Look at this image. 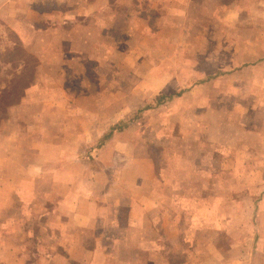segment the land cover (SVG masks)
I'll use <instances>...</instances> for the list:
<instances>
[{
	"label": "crops",
	"instance_id": "crops-1",
	"mask_svg": "<svg viewBox=\"0 0 264 264\" xmlns=\"http://www.w3.org/2000/svg\"><path fill=\"white\" fill-rule=\"evenodd\" d=\"M129 1L0 0V54L13 52L12 45L18 41L39 58L31 86L27 81L18 83L20 108L32 102L39 105L36 118L43 120L44 95L35 93L33 97L32 90L47 86L52 91L48 112L54 119L51 128L40 124L28 129L21 121L24 113L11 112L0 126V264H140L139 256H128L125 251L155 248L154 237L150 240L141 233L155 231L157 212L165 216L162 227L167 228L166 211L159 210L164 196L154 190L155 164L139 154L127 137L130 127L121 126L131 119V112L124 108V96L109 98L104 91L113 82L106 67L115 70L112 80L116 77L119 87L123 86V68L106 61L107 42L101 43L99 53L93 47L87 51L89 47L82 44L91 38L89 26L102 28L113 20L122 21L124 15L117 10ZM135 2L145 9L157 5L168 8V16L172 6L178 7L180 21L185 19L186 23L195 17L197 90L214 87L237 69L226 65L206 69L200 57L242 55L250 57L243 61L244 68L264 70V34L256 37L260 45L252 51L253 26L264 27V0ZM83 31L88 33L82 35ZM99 38L108 40L102 34ZM81 55L99 56L88 68L78 66L79 72L95 74V93L78 94L76 85L65 82V71L60 67L59 73L51 68L54 74L44 84V63L77 72L72 60ZM53 56L59 57L57 63ZM9 64L0 62V75L7 74L4 71ZM84 79L83 73L82 84L78 83L88 88L90 82ZM29 131L36 138H29ZM220 248L216 241L209 242L211 255L220 256ZM148 260L155 264L150 257ZM209 261L220 263V259ZM162 263L167 264L165 260Z\"/></svg>",
	"mask_w": 264,
	"mask_h": 264
},
{
	"label": "rangeland",
	"instance_id": "rangeland-1",
	"mask_svg": "<svg viewBox=\"0 0 264 264\" xmlns=\"http://www.w3.org/2000/svg\"><path fill=\"white\" fill-rule=\"evenodd\" d=\"M135 1L117 10L124 15L122 21L113 20L102 28L98 24L89 26L91 38L82 42L89 47L87 51L93 47L97 52L102 51L101 43L107 42L106 61L123 68V86L119 87L116 77L112 80L115 70L106 67V75L113 82L104 91L109 98L124 96V108L131 112V119L121 126L130 127L127 137L139 154L154 162V190L164 196L159 210L166 211V230L162 227L165 216L157 212L155 231L141 233L150 240L154 237L155 248L143 247L125 254L139 256L140 264H153L149 257L155 264L164 260L167 264H211L209 260L218 259L219 264H260L264 260V70L244 68L243 61L250 57L242 55L200 57L206 69L225 65L237 69L214 87L197 90L195 17L186 23L185 19L180 21L178 7L172 6L168 16V8H140ZM253 27L252 51L260 45L259 35L264 34L263 26ZM100 34L108 40L99 38ZM12 47L10 54H0V62L10 63L4 71L6 76L0 75V126L8 113L23 112L21 121L28 129L40 124L51 128L54 119L48 112V97L52 91L47 86L32 90L33 97L35 93L44 95L43 120L36 118L39 105L32 102L20 108L18 103V83L27 81L31 86L39 58L18 41ZM95 58L99 56L75 57L72 63L77 65V72L44 63V84L54 72L59 73L60 67L65 71V82L76 85L78 94L95 93V74L79 72L78 68H88ZM58 59L52 57L54 63ZM83 73L90 82L88 88L78 83ZM28 134L36 138L32 131ZM211 240L221 246L218 257L209 252Z\"/></svg>",
	"mask_w": 264,
	"mask_h": 264
}]
</instances>
